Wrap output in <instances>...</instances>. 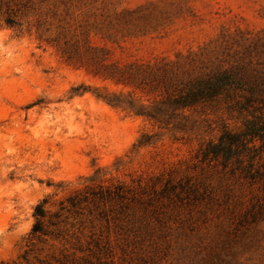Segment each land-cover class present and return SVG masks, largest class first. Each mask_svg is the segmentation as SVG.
<instances>
[{"label": "rangeland", "instance_id": "374dc122", "mask_svg": "<svg viewBox=\"0 0 264 264\" xmlns=\"http://www.w3.org/2000/svg\"><path fill=\"white\" fill-rule=\"evenodd\" d=\"M32 1L41 16L20 17V31L0 19V264H264V140L227 161L202 154L250 116L221 98L186 110L184 129L159 128L72 95L124 88L39 39L65 22L109 63H241L256 80L264 0Z\"/></svg>", "mask_w": 264, "mask_h": 264}, {"label": "trees", "instance_id": "16d2710c", "mask_svg": "<svg viewBox=\"0 0 264 264\" xmlns=\"http://www.w3.org/2000/svg\"><path fill=\"white\" fill-rule=\"evenodd\" d=\"M34 6L32 0H0V19L6 26L20 31V17L30 13L41 16ZM41 20H37L38 24H41ZM65 24L60 22L54 36L43 38L45 34H40V41L54 47L65 61L84 68L93 77L124 89L130 88L127 91H109L79 85L71 89L72 95L92 93L110 107L142 117L162 129H184L186 125L181 121L185 120L186 110L223 98L245 111L250 118L245 120L241 132L225 130L217 142H209L203 149V157L227 161L240 146L247 148L255 140H264V78H250L248 64L227 67L203 64L194 72L186 70L183 64H144L138 61L109 63L112 56L110 49L92 44L84 32L70 35ZM137 92L141 97L136 95ZM234 93H237V98H234ZM251 148H255L254 145ZM43 204H38L34 210L36 222L31 231L33 235L44 233L46 212ZM22 258L26 259V255Z\"/></svg>", "mask_w": 264, "mask_h": 264}]
</instances>
